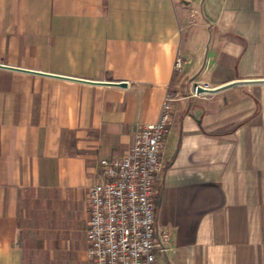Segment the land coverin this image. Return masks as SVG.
Returning <instances> with one entry per match:
<instances>
[{"label":"crops","instance_id":"0c3cea01","mask_svg":"<svg viewBox=\"0 0 264 264\" xmlns=\"http://www.w3.org/2000/svg\"><path fill=\"white\" fill-rule=\"evenodd\" d=\"M0 65V264H89L100 161L168 93L157 264H264V84L193 93L264 80V0H0Z\"/></svg>","mask_w":264,"mask_h":264},{"label":"built area","instance_id":"2783aa9c","mask_svg":"<svg viewBox=\"0 0 264 264\" xmlns=\"http://www.w3.org/2000/svg\"><path fill=\"white\" fill-rule=\"evenodd\" d=\"M183 66L178 58L174 70L180 72ZM174 98L173 93L166 95L159 120L139 129L123 158L100 161V180L88 193L89 264H157L158 254L167 251L168 237L156 228V185L173 124Z\"/></svg>","mask_w":264,"mask_h":264},{"label":"water","instance_id":"95a60500","mask_svg":"<svg viewBox=\"0 0 264 264\" xmlns=\"http://www.w3.org/2000/svg\"><path fill=\"white\" fill-rule=\"evenodd\" d=\"M0 68L2 69H8V70H18V69H12V68H9V67H5L3 65H0ZM18 71H21V70H18ZM25 72V71H23ZM45 76H50V75H45ZM56 78H63V79H66V80H73V79H68V78H64V77H56ZM79 82H86V83H89V84H100V83H92V82H89V81H79ZM252 84H264V80H241V81H235V82H231V83H228L226 85H223L221 87H218L216 89H209L208 87H202V86H197V94H216V93H219V92H222L224 90H227L229 88H232V87H235V86H241V85H252ZM116 86H119V87H126V84H118Z\"/></svg>","mask_w":264,"mask_h":264}]
</instances>
